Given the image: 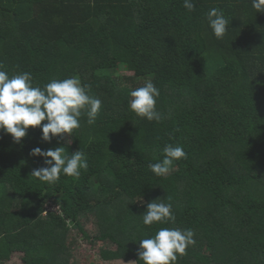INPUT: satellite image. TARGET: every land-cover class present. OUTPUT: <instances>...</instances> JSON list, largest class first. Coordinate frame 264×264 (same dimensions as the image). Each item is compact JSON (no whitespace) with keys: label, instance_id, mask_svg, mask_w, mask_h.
<instances>
[{"label":"trees","instance_id":"trees-1","mask_svg":"<svg viewBox=\"0 0 264 264\" xmlns=\"http://www.w3.org/2000/svg\"><path fill=\"white\" fill-rule=\"evenodd\" d=\"M193 2L189 12L184 0H0V65L10 77L29 72L43 87L76 76L102 101L95 123L82 115L70 137L45 142L29 128L16 143L0 131V264L14 255L73 264L74 231L109 245L104 262L138 261L140 240L161 227L195 232L175 264H264V13L251 0ZM212 8L229 20L222 40L207 22ZM148 80L160 90L159 123L129 105ZM167 144L187 158L159 177L149 164ZM62 146L83 151L87 170L53 183L32 176L45 167L32 149ZM158 199L172 204L174 224H143Z\"/></svg>","mask_w":264,"mask_h":264},{"label":"clouds","instance_id":"clouds-1","mask_svg":"<svg viewBox=\"0 0 264 264\" xmlns=\"http://www.w3.org/2000/svg\"><path fill=\"white\" fill-rule=\"evenodd\" d=\"M184 8L195 10L193 0H184ZM251 6L257 13H264V0H251ZM207 22L214 36L223 39L228 32L229 20L222 10L212 8L208 11ZM90 86L72 76L63 80L52 79L43 87L34 85L33 76L22 72L9 76L0 65V131L9 134L16 143L27 136L29 128H40L42 140L50 142L52 138L69 136L81 127L80 118L86 114L87 123L94 124L102 108L100 98L90 95ZM160 90L151 80L130 92L129 105L137 116L148 121L161 122L163 113L157 110V98ZM47 121V123H43ZM69 141V140H68ZM67 141V143H68ZM164 158L149 164L150 171L159 177L166 176L172 170L174 162L186 159L187 154L180 145L167 144ZM30 155L42 157L45 167L33 170L32 176L42 182H56L60 175L79 178L81 170H87L86 154L80 149L69 155L65 146L55 149H32ZM149 202L142 216L143 224H174L175 214L171 203ZM192 229L161 227L154 237L141 239L138 261L131 264H175L178 256L186 254L187 249L196 244Z\"/></svg>","mask_w":264,"mask_h":264},{"label":"rangeland","instance_id":"rangeland-1","mask_svg":"<svg viewBox=\"0 0 264 264\" xmlns=\"http://www.w3.org/2000/svg\"><path fill=\"white\" fill-rule=\"evenodd\" d=\"M117 74L119 76H132L129 72H124L123 70H117ZM138 81V80H136ZM135 81V82H136ZM83 225L85 227V230L89 233L91 237H94L93 235H97V227L95 218L92 215H87L82 218ZM72 238H74L75 243L73 244L72 252L74 255L73 258V264H131V262H104L99 257V250L104 249L106 247H109L106 243L101 242H89L87 241L78 231L72 232ZM7 264H21L20 257L18 255H14L10 262Z\"/></svg>","mask_w":264,"mask_h":264},{"label":"built area","instance_id":"built-area-1","mask_svg":"<svg viewBox=\"0 0 264 264\" xmlns=\"http://www.w3.org/2000/svg\"><path fill=\"white\" fill-rule=\"evenodd\" d=\"M45 208L47 209V211L58 212V208L57 207H54L50 203H48Z\"/></svg>","mask_w":264,"mask_h":264}]
</instances>
